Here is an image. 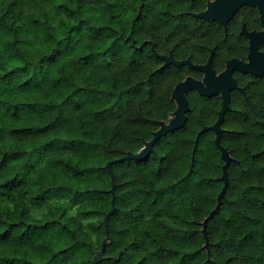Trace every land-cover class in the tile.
<instances>
[{
  "label": "trees",
  "instance_id": "trees-1",
  "mask_svg": "<svg viewBox=\"0 0 264 264\" xmlns=\"http://www.w3.org/2000/svg\"><path fill=\"white\" fill-rule=\"evenodd\" d=\"M189 0H0V264H255L254 208L174 109ZM213 169V171H212ZM108 239L101 253L102 241Z\"/></svg>",
  "mask_w": 264,
  "mask_h": 264
},
{
  "label": "flooded vegetation",
  "instance_id": "flooded-vegetation-1",
  "mask_svg": "<svg viewBox=\"0 0 264 264\" xmlns=\"http://www.w3.org/2000/svg\"><path fill=\"white\" fill-rule=\"evenodd\" d=\"M188 7L192 26L186 55L171 47L157 51L147 40L161 59L158 68L172 65L179 71L170 92L174 109L160 121L175 116L179 101L172 91L190 78L181 91L184 122L176 129L189 121L192 158L204 154L219 170L216 203L230 173L237 172L241 198L254 208L255 264H264V0H189ZM161 55L190 63L165 64Z\"/></svg>",
  "mask_w": 264,
  "mask_h": 264
},
{
  "label": "water",
  "instance_id": "water-1",
  "mask_svg": "<svg viewBox=\"0 0 264 264\" xmlns=\"http://www.w3.org/2000/svg\"><path fill=\"white\" fill-rule=\"evenodd\" d=\"M161 56L165 59V64H168L170 62L175 63L177 65L182 64V63H190L189 59L177 60V59H174L171 55H167V56L161 55ZM189 82H190V78H187L186 80L181 81L175 85V87L172 91V96L176 97L179 101V106L176 108V110L174 112L175 116L167 123L160 121L159 127L153 132V135L150 139L144 141V145L139 151H137V152L127 151L124 155L106 162L105 166L107 167V169L110 171V174H111L110 191L112 193L111 208L107 211V213L104 216V224H105L106 230H107V217L115 208L114 203H113L114 176H113L111 166H110L111 163L114 161H123L126 159H142V158L147 157L150 154V152L153 150V145L158 140V138L160 136L166 134L169 131H172V130L178 128L179 126H181L183 124L184 118H185V116L183 115V112L185 110H187V104H186V100H185L183 94L181 93V91L183 89L189 87ZM223 177H226V172H224ZM226 184H227V182L222 187V189H221V191L217 197L218 202L216 203L215 207L210 211L208 216L204 219V221H203L204 225L206 223L207 218L211 217L215 212L218 211L219 206L221 204V198L225 193ZM107 239H108V233L102 241L101 249H100V251H98L99 253L102 252V250L104 248V244H105Z\"/></svg>",
  "mask_w": 264,
  "mask_h": 264
}]
</instances>
